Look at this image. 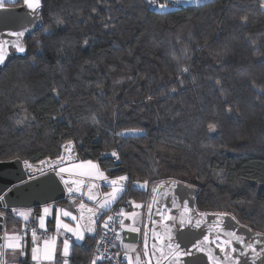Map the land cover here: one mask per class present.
<instances>
[{
	"label": "trees",
	"instance_id": "obj_1",
	"mask_svg": "<svg viewBox=\"0 0 264 264\" xmlns=\"http://www.w3.org/2000/svg\"><path fill=\"white\" fill-rule=\"evenodd\" d=\"M260 4L207 0L161 15L145 0H42L26 53L0 67V161L52 158L72 141L79 160L98 162L109 177L149 181L117 201L126 210L129 201L145 205L143 219L150 185L178 179L197 187L199 211L230 212L264 233ZM136 127L147 135H115ZM0 212L3 229L20 228L11 210ZM96 241L74 243L68 264H90Z\"/></svg>",
	"mask_w": 264,
	"mask_h": 264
},
{
	"label": "snow or ice",
	"instance_id": "obj_2",
	"mask_svg": "<svg viewBox=\"0 0 264 264\" xmlns=\"http://www.w3.org/2000/svg\"><path fill=\"white\" fill-rule=\"evenodd\" d=\"M182 0H167L166 3L157 4L156 0H145L147 6L152 7L158 11L161 15L168 13L169 5L171 7H178ZM194 3L200 4L202 0H193ZM261 8H264V0H261ZM5 8V0H0V9ZM23 8L27 10L26 16L23 20H7L0 21V24L5 26L9 24L20 25V30L12 31L8 33H0V35H9L15 37L10 43L8 40H0V66L5 65L10 55L14 53L24 54L27 51V46L23 42L22 38L26 33H31L37 26V22L42 23L43 17L41 15L42 0H23ZM95 11V9H93ZM245 21L247 17L243 18ZM62 21H58V24ZM104 27H108L107 24ZM50 34V33H48ZM38 45L40 41L36 42ZM84 44L87 45L88 41L85 40ZM63 55L61 49L58 53ZM182 72H188L189 69L184 67L180 69ZM182 83V81H181ZM217 83H219L217 81ZM175 91V89H172ZM59 97V92H56ZM150 100L151 97H148ZM64 103H67L65 101ZM64 104H61L63 109ZM102 107H104L102 105ZM228 111H232L229 106ZM55 118V117H54ZM218 125L216 123H209L208 132L214 133ZM117 137L129 138L132 136L142 138L147 135L146 130L143 128H126L115 134ZM63 152L56 158L55 163L42 160L40 165L42 166L38 171L41 176H45L44 167H47L49 171L53 172L55 176L59 177L63 183L67 193L73 198L75 202V194H79L81 197L87 196L90 201L96 202L95 207H86L83 200H80L76 207L80 210L79 216L73 215L67 210L55 209L56 230L58 233H71V236L63 239L62 241V256L65 257L64 264H68L66 259L70 255L71 247L76 242H81L86 239V234H101L107 235L109 231L115 234V238L110 241V247H116V241L124 246L126 251L124 252V259L127 264H134L131 252L135 253V264H151L153 257H156L157 252L162 256L168 264H203V258L198 255L199 253H205L210 264H257V260L264 264V239H257L256 237H264V233H256L255 236L249 238L244 234L239 233V227L247 228L246 225L240 226L236 216L230 212H218L211 215L215 218L214 224L208 228L207 233L202 230V225L206 223L208 213L197 212L194 208L189 206V199L181 197L179 193L180 188H190L191 186L183 185L178 181H161L154 183L151 187L153 193L152 202L146 205L147 208V220L152 225L149 228L148 224H144V245L143 256L146 260H141V253L137 251L136 245H129L124 242V238L121 236L122 232L127 233H141V227L138 225L143 223V216L139 211L126 212L123 208L114 215H108L102 220L99 227L102 231H98V222L107 211L111 210L113 204H115L125 194L129 188L133 190L145 191L149 187V181L145 180L142 183L140 181H132L128 174L121 175L115 178H110L104 170L101 169L98 162L93 160H73L75 146L72 141H68L62 146ZM107 155V153H101V156ZM116 160L120 159L119 153L113 149L110 153ZM27 168H31L27 160L24 161ZM66 176L68 178H66ZM36 179L33 174H29L28 180H21L20 184H27L29 181ZM102 182L104 186L110 187V192H100ZM13 187H18L13 185ZM87 188V191H83V188ZM161 197L158 198L156 193L160 192ZM10 191V189H9ZM0 201H5V197L0 195ZM178 201H181L178 203ZM129 204L134 209H142L145 205L136 203L134 200L129 201ZM177 211V215H173V210ZM11 211L25 222V228L27 222L30 221L32 215V209L21 210L12 208ZM50 214L49 206H45L42 209V214L38 217L39 228L45 229L46 216ZM63 217H71L75 221V226L65 223L61 219ZM4 213L0 212V217H3ZM228 220L235 222V227L227 223ZM129 221V223H125ZM111 225V227H110ZM118 225V228H117ZM157 225L162 226L163 231L157 230ZM194 229H200L199 233L202 239H195L192 242L195 234ZM250 231V229H249ZM151 233L152 244L149 247L148 237ZM27 235L25 231L22 235L19 232H13L6 234L4 243L0 245L3 249L11 250L14 256L25 255V242L24 236ZM74 237V240H73ZM31 238L33 246L31 248V260L34 264H54L57 254L56 237L51 239H42L37 236V230L31 229ZM101 241H97V245H100ZM108 243V242H106ZM183 245V246H182ZM190 245V246H189ZM214 249H219L223 254V260L220 256L216 255ZM99 251V248L97 249ZM107 249H105V252ZM151 253V256L149 255ZM0 255H3L0 252ZM119 256V253L116 254ZM114 259L113 255H105L101 252L99 255H93L90 264H97L98 261H108L111 264ZM0 264H5L4 260H0ZM157 264H160L157 259Z\"/></svg>",
	"mask_w": 264,
	"mask_h": 264
},
{
	"label": "water",
	"instance_id": "obj_3",
	"mask_svg": "<svg viewBox=\"0 0 264 264\" xmlns=\"http://www.w3.org/2000/svg\"><path fill=\"white\" fill-rule=\"evenodd\" d=\"M27 10L23 8V2L19 5L16 6H11L7 7L5 6L4 9H0V21H7V20H23L26 16ZM40 25V22H37L38 27ZM20 30V25L18 24H9L5 26L4 24H0V33H8L12 31H18ZM29 33H26L27 35ZM25 37V36H24ZM24 37L22 38L24 42ZM15 37H11L9 35H0V40H8L9 43L14 40ZM15 54H20V53H15ZM2 67V66H0ZM66 143V142H65ZM63 143V144H65ZM62 144V145H63ZM63 152L62 147L60 148L59 154L55 157L49 158H42L40 160L31 162L27 159H11V160H3L0 161V195H3L5 197V201H1L0 205L4 208H7L11 210L12 208H20V207H34L36 205H43L46 203L50 202H55L58 200H61L63 198H68L70 197L69 194L67 193L63 183L60 181L59 177L55 176V174L47 167H44V172L46 173L47 179L45 176H41L40 172L38 169H40L42 166L40 165V161L46 160L50 161L52 163H55L56 158L60 156ZM79 160V156L77 154L76 148L74 149V156L73 160ZM27 160L29 164L32 165L31 168H27L24 164V161ZM29 174H33L36 179H33L29 181L27 184H20L21 180H28ZM118 177V176H117ZM66 178H68L66 176ZM110 178H115V177H110ZM178 181L181 182L183 185H188L191 186L190 188H180L179 193L183 198L189 199V206L194 208L197 212L200 213H208L209 215L206 218V223L202 225V230L204 233H207L208 228L214 224L215 218L211 215L212 213H218V212H205V211H199L194 202V198L197 192V187L193 184L178 180V179H162L156 182H153L150 185L149 189V198L147 201L148 203L152 202V196L153 193L151 192V187L153 186L154 183H159L161 181ZM101 186H104L102 182H100ZM13 185H17L18 187H13ZM10 189V191H9ZM83 191H87V188H83ZM163 192V189L160 190V192L156 193L157 197H161V193ZM76 199L75 200H83V203L86 205V207H95L94 201H90L87 199V196L81 197L79 194H75ZM79 202L77 204H79ZM181 201H178V203ZM74 206L77 216L80 214V210ZM146 204V205H147ZM173 215H177V211L174 209L173 210ZM148 224L149 228L152 227L150 222L147 220V208H145L144 212V219L141 227V233H127L122 232V237L124 238V241H129L135 244L140 245V251L143 257V260H146V258L143 256V245H144V237H143V231H144V224ZM228 224L233 225L235 227V222L228 220ZM3 217H0V230L3 228ZM240 226H244V224L239 222ZM157 230L162 232V226L157 225ZM250 229V231H249ZM239 233L244 234L246 237H253L255 236L256 233H261L257 232L250 227L247 226V228L244 227H239L238 229ZM195 236L192 239V242H195V239H202V236L199 234L201 232L200 229H194L193 230ZM89 237H94L95 234H86ZM257 239H264V237H256ZM3 242V238L0 234V245ZM148 242H149V247L152 244V237L151 233H149L148 237ZM183 246V245H182ZM190 246V245H189ZM0 252H2V247H0ZM214 252L216 255L220 256L221 260H223V254L220 253L219 249H214ZM151 256V253L149 254ZM203 258V264H210V262L207 259V255L205 253H199ZM2 255H0V260H1ZM157 259H159L160 264H168V262L160 256L159 252H157L156 257H153L151 260V264H157ZM249 264H251V261H249ZM257 264H261L260 260H257Z\"/></svg>",
	"mask_w": 264,
	"mask_h": 264
},
{
	"label": "crops",
	"instance_id": "obj_4",
	"mask_svg": "<svg viewBox=\"0 0 264 264\" xmlns=\"http://www.w3.org/2000/svg\"><path fill=\"white\" fill-rule=\"evenodd\" d=\"M204 1H207V0H202V2H204ZM166 2H167V0H157V4L166 3ZM181 4H196V3H194L193 0H182ZM170 8H172L171 5H169L168 9H170ZM87 160H83V161H87ZM98 183H100V182H98ZM110 191H111L110 187H106V186H101L100 187V192L101 193L110 192ZM78 202H79V200H75V202H73V198L72 197H68L67 198V202L66 201L65 202H60V203L50 202V203H46V204H43V205H39V207H35L34 206V207H21V208H18V209H21V210H27V209L31 208L32 209V215H31L30 219L34 218L35 220H37V222L39 224L38 217L42 214L43 207L49 206L50 214H48L46 216V220H45V225H46V229L48 230V233L46 235L37 234V236L41 237L42 239H51L53 237H56V240H57V243H56L57 254H56V259H55L54 264H64L65 257L62 256V241H63V239L68 238V237L71 236V233L60 234V233L57 232V230H56V219H55V209H59V210H62V211L63 210H67V211L71 212L73 215L77 216V212H76L74 206ZM94 205L96 206V202L94 203ZM19 219H20V221L22 220L21 218H19ZM61 219L65 223H68V224H70L72 226H75L76 222L73 221L71 219V217H63L61 215ZM23 223H24V221H23ZM98 224H99V222H98ZM22 225L23 224L21 223V226ZM21 226H20V228L18 230H12V231L2 228L0 230V234H1L2 238H3L2 244L4 243V240L6 238V234H11L13 232H20L19 230L21 229ZM138 226L140 227V225H138ZM2 227H3V225H2ZM95 236H96V234H95ZM121 236H122V233H121ZM73 240H74V237H73ZM24 242H25V253H26L25 255L17 256L18 258L14 260L13 259V255H11L12 256L11 258L5 256V253L11 252V250H6V249L2 248V251L4 252V254L1 257V260H4L5 264H17L16 260H20L21 258H22L21 260H23V258L26 257L28 262H29V264H34V262L31 260V248L33 246L31 233L26 235V236H24ZM124 242L126 244H129V245H133V244L136 245V248H137V251H138V248H139L138 244H135V243H132V242H129V241H124ZM119 245L121 246V248L125 249L122 244L119 243ZM141 260L144 261L143 257H142V254H141ZM133 262L135 264V257L133 258Z\"/></svg>",
	"mask_w": 264,
	"mask_h": 264
},
{
	"label": "built area",
	"instance_id": "obj_5",
	"mask_svg": "<svg viewBox=\"0 0 264 264\" xmlns=\"http://www.w3.org/2000/svg\"><path fill=\"white\" fill-rule=\"evenodd\" d=\"M157 2V0H156ZM1 203V201H0ZM123 208L124 210H126L125 206L123 205V202H117L115 204L112 205L111 210L107 211V213L101 218V221L98 224V231H102L99 227L100 223H102V220L105 219L108 215H114L115 213H118L120 211V209ZM4 209V207H2L0 205V210ZM11 215L12 216H16L12 211H11ZM17 217V216H16ZM21 223L23 224L21 226V229L19 230L22 235L24 234V232H27V235L31 233V229L35 228L37 230V234H42V235H46L48 233V230L45 229H40L39 228V224L37 222V220L30 219L29 222H27V227L25 228V222L23 223V221H21ZM111 227V225H110ZM118 228V225H117ZM26 236V235H25ZM96 238L97 241H101L100 245H97V241H96V247L95 250L93 252V255H99L101 252H104L105 255H113L114 259L112 260L111 264H127L126 260L124 259V252L126 251L125 249L121 248V246L119 245V241H116V247H110V241L113 240L115 238V234L111 231H109L107 233V235H101V234H96ZM108 242V243H106ZM99 248V251H97V249ZM105 249H107V251L105 252ZM119 253V256H116V254ZM93 258V256H92ZM68 260V258H67ZM107 262L108 261H104Z\"/></svg>",
	"mask_w": 264,
	"mask_h": 264
},
{
	"label": "rangeland",
	"instance_id": "obj_6",
	"mask_svg": "<svg viewBox=\"0 0 264 264\" xmlns=\"http://www.w3.org/2000/svg\"><path fill=\"white\" fill-rule=\"evenodd\" d=\"M66 199H67V198H66ZM136 203H138V202H136ZM20 208H21V207H20ZM17 209H18V208H17ZM131 211H139V212H141V214H143V212H142V211H143V208H142V209H134L132 205H130V208L127 209L126 212H131ZM125 223H129V221H125ZM139 225H140V224H139ZM138 245H139V244H138ZM128 251H129V254L132 256V258H134L136 254L133 253V252H131L130 249H129ZM138 252L141 253V251H140V245H139V248H138ZM2 253L4 254L3 251H2ZM11 255H13L12 252L5 253V256H7V257H10Z\"/></svg>",
	"mask_w": 264,
	"mask_h": 264
},
{
	"label": "flooded vegetation",
	"instance_id": "obj_7",
	"mask_svg": "<svg viewBox=\"0 0 264 264\" xmlns=\"http://www.w3.org/2000/svg\"><path fill=\"white\" fill-rule=\"evenodd\" d=\"M23 2V0H5V6L11 7L19 5Z\"/></svg>",
	"mask_w": 264,
	"mask_h": 264
}]
</instances>
